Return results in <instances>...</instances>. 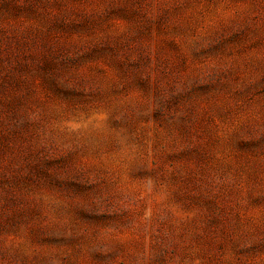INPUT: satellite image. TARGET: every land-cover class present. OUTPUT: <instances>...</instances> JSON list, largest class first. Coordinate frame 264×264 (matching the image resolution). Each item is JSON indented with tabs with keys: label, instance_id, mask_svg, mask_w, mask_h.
I'll return each mask as SVG.
<instances>
[{
	"label": "rangeland",
	"instance_id": "obj_1",
	"mask_svg": "<svg viewBox=\"0 0 264 264\" xmlns=\"http://www.w3.org/2000/svg\"><path fill=\"white\" fill-rule=\"evenodd\" d=\"M0 264H264V0H0Z\"/></svg>",
	"mask_w": 264,
	"mask_h": 264
}]
</instances>
